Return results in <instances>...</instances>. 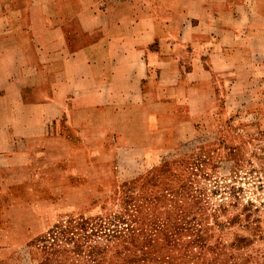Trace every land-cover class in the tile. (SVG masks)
<instances>
[{"label": "rangeland", "instance_id": "1", "mask_svg": "<svg viewBox=\"0 0 264 264\" xmlns=\"http://www.w3.org/2000/svg\"><path fill=\"white\" fill-rule=\"evenodd\" d=\"M91 2L119 23L105 33L154 37L129 10L150 0ZM177 53L160 67L137 60L146 75L128 77V104L98 114L90 138L67 127L66 142L0 156V264H264V67L232 66L213 44ZM115 93L96 103H120Z\"/></svg>", "mask_w": 264, "mask_h": 264}, {"label": "crops", "instance_id": "2", "mask_svg": "<svg viewBox=\"0 0 264 264\" xmlns=\"http://www.w3.org/2000/svg\"><path fill=\"white\" fill-rule=\"evenodd\" d=\"M150 1L149 7H129L133 27L147 22L155 34L139 42L105 33L104 27L119 23L97 2L90 6L89 0H0V156L27 155L29 141H40L41 151L50 140L66 142L67 127L90 138L86 134L98 114L115 116L117 107L128 104L123 102L130 90L128 77L146 75L137 60L159 67L171 64L180 58L178 43L213 44L232 66L248 58L260 60L264 67V0H165L166 5ZM177 28L182 33L179 42ZM198 28L202 35L195 39ZM130 61H136V67ZM197 68L180 74L194 75ZM210 69L202 63V73ZM167 72L177 74L175 66ZM113 76L121 77L119 88L104 78ZM144 87L138 91L144 92ZM111 91L120 103H96Z\"/></svg>", "mask_w": 264, "mask_h": 264}, {"label": "built area", "instance_id": "3", "mask_svg": "<svg viewBox=\"0 0 264 264\" xmlns=\"http://www.w3.org/2000/svg\"><path fill=\"white\" fill-rule=\"evenodd\" d=\"M107 1H110V2H119V1H124V0H107Z\"/></svg>", "mask_w": 264, "mask_h": 264}]
</instances>
